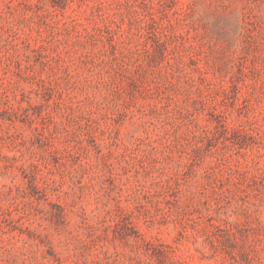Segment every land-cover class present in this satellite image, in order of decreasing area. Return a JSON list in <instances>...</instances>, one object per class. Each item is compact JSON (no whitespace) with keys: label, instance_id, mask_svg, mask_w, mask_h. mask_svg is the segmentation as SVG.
Here are the masks:
<instances>
[{"label":"rangeland","instance_id":"1","mask_svg":"<svg viewBox=\"0 0 264 264\" xmlns=\"http://www.w3.org/2000/svg\"><path fill=\"white\" fill-rule=\"evenodd\" d=\"M0 264H264V0H0Z\"/></svg>","mask_w":264,"mask_h":264}]
</instances>
